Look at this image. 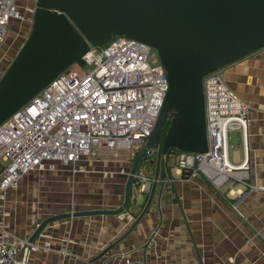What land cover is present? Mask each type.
Instances as JSON below:
<instances>
[{"label": "crops", "instance_id": "crops-1", "mask_svg": "<svg viewBox=\"0 0 264 264\" xmlns=\"http://www.w3.org/2000/svg\"><path fill=\"white\" fill-rule=\"evenodd\" d=\"M225 80L251 106L249 167L241 172L264 185V48L226 66ZM229 138V161L240 165L245 158L242 134L232 131ZM137 149L138 154L145 146ZM135 158L126 152L119 158L85 157L75 165L57 163L53 171L25 175L8 197L7 223L12 234L29 241L38 222L47 217L119 207ZM152 159L156 154L138 169V174L151 181L155 174V167L149 165ZM172 168L174 179L166 181L163 188L157 182L148 213L109 254L98 258L131 227L146 205L152 185L128 214L77 217L50 224L48 237L37 241H49L51 251H25L21 256L36 264H109L124 254L132 264H264V194L248 192L240 182L233 188L215 186L224 200L208 179L199 174L186 176ZM63 250L69 255L63 257L59 253Z\"/></svg>", "mask_w": 264, "mask_h": 264}, {"label": "built area", "instance_id": "built-area-1", "mask_svg": "<svg viewBox=\"0 0 264 264\" xmlns=\"http://www.w3.org/2000/svg\"><path fill=\"white\" fill-rule=\"evenodd\" d=\"M17 1L0 0V47L8 35L10 19L20 18ZM83 60L84 66L73 64L0 125V264H36L22 253L51 251L49 241H37L48 237V227L36 241L29 242L13 235L7 223L9 194L25 175L53 171L57 163L75 165L85 157L119 158L124 152L137 155V148L145 146L155 128L169 82L152 47L114 35L101 47L91 46ZM203 89L208 150L177 151L176 169L190 177L201 173L217 188L223 184L233 188L240 182L248 192L264 194V185L241 172L249 167L250 104L227 84L225 67L206 75ZM236 130L242 134L245 152L240 165L229 161V134ZM136 178L140 190L149 192L151 180L141 174ZM59 253L69 255L67 250ZM132 263L124 254L109 264Z\"/></svg>", "mask_w": 264, "mask_h": 264}, {"label": "water", "instance_id": "water-1", "mask_svg": "<svg viewBox=\"0 0 264 264\" xmlns=\"http://www.w3.org/2000/svg\"><path fill=\"white\" fill-rule=\"evenodd\" d=\"M35 4L30 34L0 78V125L73 64L84 66L83 56L90 47H101L114 35L152 47L167 72L169 90L145 149L132 164L123 203L115 209L47 217L29 238V242L36 241L56 221L118 216L129 211L143 192L136 178L139 164L156 154V159L149 161L155 174L146 205L131 227L98 256L100 259L148 213L157 182L163 188L166 181L174 179L169 157L176 151L207 152L203 79L264 48V0H35ZM148 151L153 154L149 156Z\"/></svg>", "mask_w": 264, "mask_h": 264}, {"label": "rangeland", "instance_id": "rangeland-1", "mask_svg": "<svg viewBox=\"0 0 264 264\" xmlns=\"http://www.w3.org/2000/svg\"><path fill=\"white\" fill-rule=\"evenodd\" d=\"M17 5L20 9V18L10 19L8 35L0 47V78L28 38L32 28L34 13L31 12L30 6L25 5L22 1L19 2V0L17 1ZM168 162L171 167L175 166V154L169 157Z\"/></svg>", "mask_w": 264, "mask_h": 264}, {"label": "flooded vegetation", "instance_id": "flooded-vegetation-1", "mask_svg": "<svg viewBox=\"0 0 264 264\" xmlns=\"http://www.w3.org/2000/svg\"><path fill=\"white\" fill-rule=\"evenodd\" d=\"M22 1L25 5L30 6V10L31 12L34 13L35 9H36V4H35V0H19V2Z\"/></svg>", "mask_w": 264, "mask_h": 264}, {"label": "trees", "instance_id": "trees-1", "mask_svg": "<svg viewBox=\"0 0 264 264\" xmlns=\"http://www.w3.org/2000/svg\"><path fill=\"white\" fill-rule=\"evenodd\" d=\"M177 152V151H176Z\"/></svg>", "mask_w": 264, "mask_h": 264}]
</instances>
